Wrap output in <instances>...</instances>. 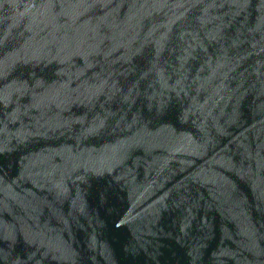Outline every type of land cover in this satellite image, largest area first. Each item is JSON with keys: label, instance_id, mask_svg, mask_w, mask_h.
<instances>
[{"label": "water", "instance_id": "obj_1", "mask_svg": "<svg viewBox=\"0 0 264 264\" xmlns=\"http://www.w3.org/2000/svg\"><path fill=\"white\" fill-rule=\"evenodd\" d=\"M0 264H264V0H0Z\"/></svg>", "mask_w": 264, "mask_h": 264}]
</instances>
